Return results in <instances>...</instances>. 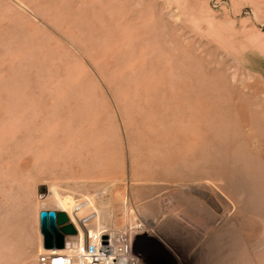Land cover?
<instances>
[{"label":"rangeland","instance_id":"374dc122","mask_svg":"<svg viewBox=\"0 0 264 264\" xmlns=\"http://www.w3.org/2000/svg\"><path fill=\"white\" fill-rule=\"evenodd\" d=\"M127 197L147 264H264V0H0V264Z\"/></svg>","mask_w":264,"mask_h":264},{"label":"built area","instance_id":"2783aa9c","mask_svg":"<svg viewBox=\"0 0 264 264\" xmlns=\"http://www.w3.org/2000/svg\"><path fill=\"white\" fill-rule=\"evenodd\" d=\"M126 218L122 225H109L99 221L78 222L68 214L78 231L77 236L66 239L65 252L51 254L44 250L39 264H147L135 250L140 236L153 234L142 218L139 207L129 197L123 202Z\"/></svg>","mask_w":264,"mask_h":264},{"label":"water","instance_id":"95a60500","mask_svg":"<svg viewBox=\"0 0 264 264\" xmlns=\"http://www.w3.org/2000/svg\"><path fill=\"white\" fill-rule=\"evenodd\" d=\"M48 193L49 190L46 186L38 188L40 199L46 198ZM39 219L44 250H63L66 246V239L68 237H75L78 234L68 214L64 211L43 210L39 214Z\"/></svg>","mask_w":264,"mask_h":264},{"label":"bare ground","instance_id":"6f19581e","mask_svg":"<svg viewBox=\"0 0 264 264\" xmlns=\"http://www.w3.org/2000/svg\"><path fill=\"white\" fill-rule=\"evenodd\" d=\"M57 202L61 205L63 210L73 218V220H76V222H78L77 217L81 220L88 218L86 221L100 222L98 212L93 209L92 200H85L77 204L69 198ZM50 252L51 254H62L65 252V249Z\"/></svg>","mask_w":264,"mask_h":264}]
</instances>
